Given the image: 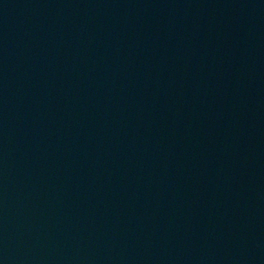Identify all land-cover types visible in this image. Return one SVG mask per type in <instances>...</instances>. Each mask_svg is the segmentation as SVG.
<instances>
[{
  "label": "water",
  "instance_id": "1",
  "mask_svg": "<svg viewBox=\"0 0 264 264\" xmlns=\"http://www.w3.org/2000/svg\"><path fill=\"white\" fill-rule=\"evenodd\" d=\"M0 264H264V0H0Z\"/></svg>",
  "mask_w": 264,
  "mask_h": 264
}]
</instances>
